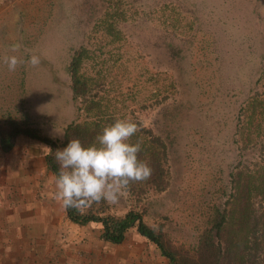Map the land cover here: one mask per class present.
Returning <instances> with one entry per match:
<instances>
[{
	"label": "rangeland",
	"instance_id": "obj_1",
	"mask_svg": "<svg viewBox=\"0 0 264 264\" xmlns=\"http://www.w3.org/2000/svg\"><path fill=\"white\" fill-rule=\"evenodd\" d=\"M16 43L19 53L11 51ZM79 46L86 72L105 75L98 93L120 94L119 118L163 144L162 188L149 177L106 211H141L182 263L197 262L201 241L221 244L226 230L256 240L235 215L241 198L232 173L264 163V112L258 129L246 126L244 112L248 102H264V0H0L1 132L15 121L61 138L68 122L91 118L69 87L67 63ZM31 54L39 66L27 63ZM10 55L25 61L14 72L4 63ZM46 146L42 171L31 170V184L43 183L32 187L29 244L47 253V264H175L134 227L113 243L98 222L69 220L53 198L45 156L54 148ZM253 194L247 199L259 211Z\"/></svg>",
	"mask_w": 264,
	"mask_h": 264
},
{
	"label": "trees",
	"instance_id": "obj_2",
	"mask_svg": "<svg viewBox=\"0 0 264 264\" xmlns=\"http://www.w3.org/2000/svg\"><path fill=\"white\" fill-rule=\"evenodd\" d=\"M86 51V48L82 46L73 49L67 63V72L69 74L72 100L77 101L78 97L83 100L82 105L78 106L76 104V109L81 107L86 114L91 115V118L82 122H68L63 129L61 138L54 139L40 134L32 127L21 126L15 121H11L7 129L3 132L0 130V146L3 150L8 149L12 145L11 139L17 133L39 139L48 144L50 149L54 148L53 153L46 154L45 159L52 172L58 175L59 164L55 159V151L57 149H62L73 138L79 139L84 146L97 143L96 138L102 132V129L121 117L117 115L118 113L123 115L117 104L122 101V99L117 98L120 94L108 96L104 89L103 93L99 92L100 94L97 91V86H101L103 84L102 79H105L103 72L99 70L94 73L86 72L84 67H82L86 58ZM111 97L115 101L109 103L108 99ZM245 111H247L245 114L246 126L252 123L255 129H258V123L264 112L262 99H254L248 102L244 106ZM130 119L136 123L138 128L136 134L131 137L130 143H140L141 150L138 153V159L150 166L152 170L150 177L153 185L160 189L164 182L163 144L158 136L151 133L150 129L139 126L136 121L132 118ZM232 181L237 190V195L241 198L235 215L239 217V222L243 225V229L254 233L257 239L253 242L248 241L246 234L241 231L243 236L236 240L231 235L232 230H226L221 235V244L219 242L214 243L211 239L204 243L201 241L199 248L202 255L199 254L197 262L193 264H264V163L256 167L253 172L242 169L234 171L232 173ZM144 183L145 181L132 182L128 190L139 189L141 191L144 189ZM253 193H256L262 201L259 211L254 209L247 199L249 195L253 196ZM106 207L107 202L101 201L99 203L93 202L81 208H67L65 212L69 220L80 225L87 222H98L101 226L100 236L113 243L120 242L124 238L125 232L129 228L134 227L140 235L153 242L159 249L160 254L167 257L170 262L189 264L187 261L190 260L183 263L180 262L174 252L163 244L159 231L144 222L141 211L129 208L122 214H113L106 211ZM218 223L219 220L216 224L219 227L220 224ZM221 228L225 229L222 227V222ZM203 253L207 254L206 258H203Z\"/></svg>",
	"mask_w": 264,
	"mask_h": 264
},
{
	"label": "clouds",
	"instance_id": "obj_3",
	"mask_svg": "<svg viewBox=\"0 0 264 264\" xmlns=\"http://www.w3.org/2000/svg\"><path fill=\"white\" fill-rule=\"evenodd\" d=\"M22 44L11 47L19 53ZM8 70L14 72L25 63L17 55L4 57ZM27 63L32 67L40 64V57L31 54ZM138 131L130 118H117L105 126L97 136V143L88 146L73 138L62 149L55 151L59 173L54 175L53 198L67 208H81L91 203L106 201L117 203L130 183L147 180L151 176L150 166L138 159L141 150L139 142L130 143ZM49 152L52 150L49 148Z\"/></svg>",
	"mask_w": 264,
	"mask_h": 264
},
{
	"label": "crops",
	"instance_id": "obj_4",
	"mask_svg": "<svg viewBox=\"0 0 264 264\" xmlns=\"http://www.w3.org/2000/svg\"><path fill=\"white\" fill-rule=\"evenodd\" d=\"M12 138L8 149L0 146V264H47V253H36L29 244L35 234L31 223L32 187L43 183L38 180L31 184V170L42 168L47 146L22 133Z\"/></svg>",
	"mask_w": 264,
	"mask_h": 264
}]
</instances>
